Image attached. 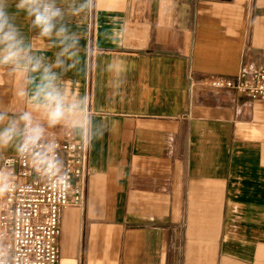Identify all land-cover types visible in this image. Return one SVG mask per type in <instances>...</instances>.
Returning <instances> with one entry per match:
<instances>
[{"label": "crops", "instance_id": "crops-1", "mask_svg": "<svg viewBox=\"0 0 264 264\" xmlns=\"http://www.w3.org/2000/svg\"><path fill=\"white\" fill-rule=\"evenodd\" d=\"M67 23L82 49L64 85L109 130L89 139L84 207L62 211L60 264H264V99L235 88L264 67V0H94ZM15 86L0 72V98L22 108Z\"/></svg>", "mask_w": 264, "mask_h": 264}, {"label": "clouds", "instance_id": "clouds-1", "mask_svg": "<svg viewBox=\"0 0 264 264\" xmlns=\"http://www.w3.org/2000/svg\"><path fill=\"white\" fill-rule=\"evenodd\" d=\"M94 6V0H0V72L16 85L11 93L22 108H14L0 98V201L16 192V164L27 165L52 191L64 194L71 188L70 175L59 154L53 129L102 138L108 124L97 123L86 96L70 93L63 82L67 71L81 63V37L67 23ZM14 9V10H13ZM23 14L36 34L47 41L48 49H58L50 59L34 50L16 17ZM106 71L114 87L123 82L122 61L108 62ZM12 150L14 156L6 153ZM25 186L24 190H29ZM0 264H22L10 244L0 238Z\"/></svg>", "mask_w": 264, "mask_h": 264}, {"label": "built area", "instance_id": "built-area-1", "mask_svg": "<svg viewBox=\"0 0 264 264\" xmlns=\"http://www.w3.org/2000/svg\"><path fill=\"white\" fill-rule=\"evenodd\" d=\"M224 87L225 80L211 77L205 81ZM235 88L242 94L264 99V67L241 69ZM59 154L70 175L71 188L59 194L48 188L27 165L16 164L19 188L2 201L0 238L6 240L22 264H60L59 237L62 211L85 205L86 181L89 175V138L78 142L58 140ZM25 186H30L25 191Z\"/></svg>", "mask_w": 264, "mask_h": 264}]
</instances>
